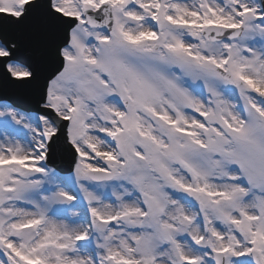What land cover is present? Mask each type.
I'll return each mask as SVG.
<instances>
[{"label":"snow or ice","instance_id":"snow-or-ice-1","mask_svg":"<svg viewBox=\"0 0 264 264\" xmlns=\"http://www.w3.org/2000/svg\"><path fill=\"white\" fill-rule=\"evenodd\" d=\"M0 264H264V0H0Z\"/></svg>","mask_w":264,"mask_h":264}]
</instances>
